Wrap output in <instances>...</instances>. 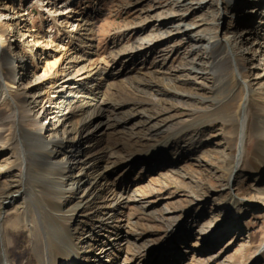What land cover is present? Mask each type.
I'll return each instance as SVG.
<instances>
[{
    "label": "rangeland",
    "instance_id": "374dc122",
    "mask_svg": "<svg viewBox=\"0 0 264 264\" xmlns=\"http://www.w3.org/2000/svg\"><path fill=\"white\" fill-rule=\"evenodd\" d=\"M5 2L0 0V6ZM19 3L21 12L29 13L25 17L29 20L17 23L15 19L12 26L6 24L3 29L7 30L8 27L9 31L4 36L5 46L0 48V57L7 62L10 76H15V81L7 79V88L11 86L12 91L10 96H5L0 82V117L7 121L0 126V213L7 216V223H10H6V228L10 226L12 260L17 263L18 260H29L30 264H40L32 249L29 225L25 226L20 220L19 223L15 222L18 212L25 205L22 206L20 197H27L26 201L34 213L41 212L40 215L47 221L52 218V212L48 210V203L43 201L54 199L53 191L57 186L55 181H49L47 175L39 179L38 175L28 173L30 177L26 176L25 183L18 187V175L24 172V164H20L22 153L27 158L28 171L42 163L36 154L37 149L30 146L28 138L16 134L13 119L18 116L23 128L37 130L44 139H51L53 130H59L60 134L65 128L67 133L64 137L74 142L76 133L80 131L83 137L80 145L82 159L90 160L91 164L100 163L102 169L108 167L105 160L113 155L118 163L132 165L152 155L149 147L160 141H166L167 154H173L178 147L179 155L187 157L188 161L174 166L172 172L168 171L167 175L179 186L175 195L163 190L161 194H152L145 205L135 204L141 198L134 191L135 185H145L150 178L139 163L124 173L107 176L111 184L109 191L115 193L116 198H129L128 201L132 203L122 205L123 215L125 212H135L137 208L135 214L141 217L159 219L158 216L165 214L175 217L180 210L177 202L180 196L177 195L196 192L197 197L202 195L197 183L203 174L199 171L204 169L211 174L212 186L217 190L221 187L224 181L218 166L225 164L223 153L226 146L236 145L234 113L237 103L244 96V89L231 83L225 92L213 98L195 99L192 96L188 101L174 102L162 97L155 103L152 99L160 97L155 78L162 74L161 71L174 70L188 46L179 44L180 35H173L154 45L151 43L160 29H164L157 23L159 17L172 12L185 14V22L199 24L192 33L200 31L219 40L230 35L238 41L236 48L241 52V63L245 65L242 69L249 74L246 80L257 88L264 85V0H62L60 3H54V0L35 3L33 0H19ZM57 8L60 11L56 17L49 15V10L53 12ZM178 8L181 9L178 11ZM11 10L3 11L8 13ZM177 22L178 19L169 24ZM245 29L251 33L239 43L241 38L238 36ZM148 44L151 46L146 48ZM137 49L139 53L135 54ZM200 54L205 56L203 52ZM18 57H23V61L19 62ZM150 73L154 79L149 78ZM188 75L176 74L181 81L191 77ZM204 83L209 85V78ZM253 97L260 101L261 115L264 116V100L260 99L258 92H254ZM16 100L19 106L13 104ZM251 111L248 109L246 112L245 153L254 150L255 140L251 134L254 118ZM97 120L104 124L100 132L95 129ZM187 125L197 130L205 129L203 135L190 140L179 137L177 132ZM63 156L60 154L58 158ZM248 157L244 154L236 176L230 178L226 186L232 192L250 189L254 194L253 201H241L229 208L228 213L233 218L227 219L224 224L210 225L216 232L215 245L206 247L203 255L196 257L197 261L186 258L173 264H220L227 261V264H264V183L258 184V175L248 171ZM203 161H207V167L202 165ZM98 171L102 170L94 167L88 171L91 180L99 178ZM72 173L77 175L78 168ZM214 190L202 197L210 196L197 211L193 205L181 211V223L175 234L177 238L172 239L181 246L179 252L190 250L199 227L210 219L211 223L217 220V217L213 219L216 213H212L210 207L225 190ZM167 203H174V210H163V205ZM219 207L222 214L226 205ZM103 209L108 210L107 206H103ZM76 215L70 222V228L77 234L82 232L80 226L84 230L94 231L93 227L98 224L103 225L102 229L116 221L109 218L101 223L95 216L87 220ZM162 223L164 221H160L159 225ZM122 228L127 230L126 227ZM102 236L108 240L111 235L104 232ZM155 238L151 236L145 241L141 240L138 249L151 244L148 247L151 250L159 245L161 251L165 250V255L173 256L176 250L168 246L163 249L165 244L162 241L155 243ZM95 244L100 247L99 243ZM115 246L112 257H117L116 254L123 257L124 252L121 253L120 247ZM149 262L150 259L145 260L146 264Z\"/></svg>",
    "mask_w": 264,
    "mask_h": 264
},
{
    "label": "bare ground",
    "instance_id": "6f19581e",
    "mask_svg": "<svg viewBox=\"0 0 264 264\" xmlns=\"http://www.w3.org/2000/svg\"><path fill=\"white\" fill-rule=\"evenodd\" d=\"M35 1L39 2L40 0H33V3H35ZM55 1H59V3L62 2V0H54V3ZM9 9L12 10L8 11V13L3 11ZM180 9L178 8L177 10L179 11ZM21 10L22 8L19 0H6L5 5L0 6L1 49L5 46L4 36L9 31L8 27L7 30L5 28L3 29V27L6 24H11L12 26L15 24L13 21L15 19L17 23L29 20V18H25L29 13H23ZM59 11L60 10L57 8V10H53V12H50V10L48 12L49 15L56 17L59 14ZM186 11H188V9H186ZM185 17V14L172 12L157 19L158 25L164 29H160V33L152 39V45L165 39H169L173 35H180L181 40L179 41V44H187L188 48L182 56V61L178 63L174 70L169 69L168 71H161L162 74H158L157 79L155 78L154 81L158 85L157 92L160 97L153 98L152 100L157 103L162 97H166L170 101L185 102L189 100L188 98H192V96L195 99H207L213 98L216 95H221L225 92L228 84L234 83L236 86L243 87L244 96L241 98L240 102L237 103V108L234 113L235 124L233 131L236 145L226 146V151L223 153L224 155L222 154L225 159V164L224 166H218V170L221 173L224 183L217 190L212 186L211 174L204 169L199 171L203 174L199 176V183H197L200 189L198 191H201L202 195L200 194L201 196L197 197L195 195L197 192L191 195L179 193L180 195H177V197H180H178L177 202L179 203L180 210L175 217L167 216L166 214V216H158L159 219L152 217L147 218L144 216L141 217L135 214L136 211H138L137 208H135V212H128L127 214L125 212L123 215L122 213L124 211L122 205H129L132 203L128 201L130 200L129 198H125L124 200L122 199L124 196L116 198L114 196L115 193L113 194L109 191L111 184L108 182L107 176L121 172L124 173L129 167H133L132 165L139 163L142 168L146 169L147 176L150 178L145 185H135L136 189L134 191L141 195V198L135 201V204L138 203L140 206L141 204L146 203L147 199L152 194H161L163 190L175 195L179 186L170 179L169 175H167L168 171H171L174 166H177L181 162L188 161L187 157L185 158L179 155L180 151L178 147L174 149L173 154H167L166 151L168 145L166 144V141H160L149 147L153 154L146 156L144 159L138 160L139 162L137 161L132 165L118 163L113 155V157H109L105 160L108 167L105 166L104 169H102L103 166H101L100 163L97 164V162H92L91 164L90 160L86 161L82 159L80 145L83 137L81 136L80 131L76 133L77 136L75 135L76 140L74 139V142H70L64 137L67 133L65 128L61 130L60 134L58 132L59 130H53L51 132V139H44L37 133V130L33 131L23 128L20 124L21 119H19L18 116V118L13 119L16 134H18L19 137H27L30 146H34L37 149L36 154L38 155V158L42 160V163H40L39 166L28 171L29 165L27 163V158L22 153L20 156V164H24V172L18 175V187L25 183V178L30 177L31 174L28 175V173L38 175L39 179H42L44 175H47L49 181H55L57 183V186L53 191L55 194V197L53 198L55 200L51 199L43 201L46 202V204L48 203L47 205L50 207L48 210L52 212L51 219H48L47 221L44 220L40 215L41 212L35 214L32 206L26 201L27 197L25 198L23 196L20 198L23 200L22 206L25 205L22 207L23 209L21 208L18 212L19 216L15 220L16 223H19L20 220L25 226L29 225L28 230L32 238V249L36 252L38 256L37 260L40 264H146V259H150V262L147 264H152V261H155L153 264H173L174 261L177 262L180 259L185 260L186 258H191L192 261H197L198 259H196V257H199L201 254L203 255L206 247L208 248L215 245L214 237L216 232L210 228V225L217 224V226H219L224 224L227 219L233 218V215L228 213L229 208L238 205L241 201H253L254 194L250 189L246 188L239 192H232L228 189V186H226L229 183L230 178L233 179L236 176L242 165L244 154L249 155L247 159L248 161L246 160V165L250 174L258 175V184L264 183V116L261 115L262 108L260 107L261 104H259L260 101H257L256 98L253 97V93L258 92L261 97L260 99L264 100V85L253 88L252 84L246 80L248 79L249 74L245 73L242 69L245 65L241 63V52L239 53L236 48L238 41L233 40L230 35L219 40L213 35L202 33L200 31L192 33L199 24L196 22H185ZM8 18L9 21L11 20L10 22L8 21ZM176 18L179 22L169 24L174 20H177ZM6 19L7 21H5ZM250 33L251 31L245 29L243 33L238 36L241 38L239 43L243 42V38ZM144 43L146 44L147 41ZM151 44H148L146 48H149V45L151 46ZM38 45L39 41L36 42V46ZM138 50L139 49L134 51V53L138 54ZM199 51L203 52L205 56L200 54ZM22 59L23 57H18L19 62H22ZM7 66L5 59L0 57V82L3 86L5 96H10L12 93L10 90L11 86H8L10 88H7L6 83L7 79L15 81V76H10ZM182 73H187L191 75V77H186L185 80L181 81L176 74L179 75ZM229 73L231 75L230 77H227ZM152 77L153 74L150 73L149 78L154 79ZM206 78H209L210 80L209 85L204 83ZM153 92V94H155V90H153ZM13 104L20 105L18 100H16L15 103L13 102ZM248 109L252 110L251 112L254 118L251 134L255 143L254 150L245 153L244 141L247 124L246 112ZM97 121L98 122H95V129L96 132H100L104 127V124L100 120ZM5 123H7L6 119L0 117V126H4ZM41 129H43V127H41ZM204 130L205 129L197 130L191 125H187L177 133L179 134V137L190 140L199 139L200 136L203 135ZM60 154L62 156L64 155L63 158H58ZM203 162L202 165L207 167L205 165L207 161ZM186 165L190 164L187 163ZM186 165H183V167ZM76 167L78 168V173L77 175H74L72 171ZM94 167L102 170L101 172L98 171L100 176L95 181L90 179L88 173V171ZM213 189H215L214 192L225 190L221 194V198L216 202H213L210 207L212 213H216L214 214L213 219L217 217V220L214 221V223H211L212 219H210L207 224H203L199 227L195 234V240L191 242L192 245H190V250L185 249L184 251L179 252L181 246L175 244L172 239L177 238L175 234L178 225L181 223V211L184 207V210L189 209L190 205H193L197 211V209L204 204V200H207L210 196L205 199H202V197L207 196L209 191L211 192ZM109 193L111 194L109 195ZM172 197L173 200H175V196ZM69 199L70 203L67 204ZM186 204L188 205L186 206ZM221 205H226V209L222 214L220 210L221 208L219 207ZM103 206H107L108 210H104ZM132 206L136 205L133 204ZM173 208H175L174 203H167L163 205L162 209L167 211L169 209L172 210ZM45 212L47 213V211ZM75 215L80 218L84 217V219L87 220L95 216L101 220V223L109 218H114L116 221L111 223L108 221L109 224L105 225L102 229L101 227L103 225L98 224L95 228L93 227L94 231L90 229L84 230L80 226L79 229L82 232L77 234V232H74L70 228V222ZM7 218L8 217H5L3 213H0V264H30L29 260H18L17 263V261L15 262L11 259V245L9 244L12 240L9 237L10 226L6 228V223L8 222ZM220 220L222 221L219 223ZM160 221H164V223L159 225ZM9 224L10 223H7V225ZM122 227H126L127 230H123ZM104 232H108L109 235H111L108 240L107 237L106 239L103 238L102 233ZM151 236H156L155 243L158 241L160 244L162 241L165 244L162 246L163 249H167L168 247L174 248L176 251L173 256L168 257L165 255V250L161 251V246L159 245L152 247L151 250L148 248L151 244L146 245L147 247L144 246L141 250L138 249V247H140L138 242L140 244V242H142L141 240L145 241V239ZM180 240H182V238H180ZM95 243H99L100 247L98 248ZM114 244L120 247L119 249L121 250V253L124 252L123 257H119L118 254H116L117 257H112L111 252H113ZM262 250L264 251V249ZM128 252L130 253L129 256ZM150 256L153 258H150ZM169 259L172 260L170 261ZM227 262H221L220 264H227Z\"/></svg>",
    "mask_w": 264,
    "mask_h": 264
}]
</instances>
